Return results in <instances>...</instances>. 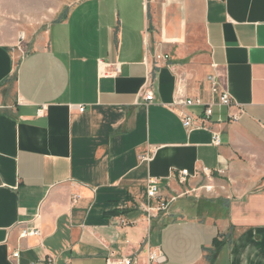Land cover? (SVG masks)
<instances>
[{
    "label": "crops",
    "instance_id": "1",
    "mask_svg": "<svg viewBox=\"0 0 264 264\" xmlns=\"http://www.w3.org/2000/svg\"><path fill=\"white\" fill-rule=\"evenodd\" d=\"M52 13L51 0H0V264H148V249L162 264H264V0H78ZM20 27L34 36L14 64L3 33ZM99 61L120 75L101 76ZM210 75L236 106L219 104ZM188 99L212 104L208 129L183 126L181 113L205 109L176 105ZM150 177L177 198L151 218Z\"/></svg>",
    "mask_w": 264,
    "mask_h": 264
},
{
    "label": "built area",
    "instance_id": "2",
    "mask_svg": "<svg viewBox=\"0 0 264 264\" xmlns=\"http://www.w3.org/2000/svg\"><path fill=\"white\" fill-rule=\"evenodd\" d=\"M170 59L169 54H156L155 55V62L157 66H161L163 63H167ZM99 72L101 76L104 77H117L121 73V66L120 64H109L103 61H99ZM219 77L217 75H210L208 77V81L211 85V91L219 96V104L226 107L236 106V103L230 96L227 90H225L220 81H218ZM142 97L145 99L147 103H150L154 100V93L151 89L145 90L143 92ZM176 105H184V106H202L204 107V113L201 117L197 119L193 118L188 114L181 113L180 118L183 123V126L188 130L191 131L192 129H208V121L213 115V108L212 104L207 105L200 99H188L186 101H179L176 102ZM79 112H85L84 107H79ZM45 109L43 108L40 110V114L44 113ZM242 113V109H240L239 114H234L231 116V120L236 122L240 119V115ZM197 120L198 124L195 125L194 121ZM221 140L218 133H213V144L220 145ZM150 159V154H145L141 156V160L146 161ZM207 176H211L212 174L207 170H204ZM190 176L188 170L181 171L180 174V181L185 183ZM207 193H213L215 191V186L207 184L202 187ZM160 188H159V180L157 178L150 177L147 182V199L148 203L144 206V211L146 212L147 216L151 218L154 214H159L161 212H165L168 210L170 203L177 198H172L170 201L164 200L160 197ZM193 194L197 196V190L186 191L183 195ZM197 194V195H196ZM157 200V204L154 205V202ZM41 231L37 228H27L22 227L20 231V238L26 239L28 237H40ZM149 250L148 254V264H162L165 261L163 254L159 250ZM15 258L19 256V253H15L13 255ZM44 264H55L53 258L47 259ZM115 264H140L136 257H126L121 259L120 261L116 262Z\"/></svg>",
    "mask_w": 264,
    "mask_h": 264
},
{
    "label": "rangeland",
    "instance_id": "3",
    "mask_svg": "<svg viewBox=\"0 0 264 264\" xmlns=\"http://www.w3.org/2000/svg\"><path fill=\"white\" fill-rule=\"evenodd\" d=\"M77 1L78 0H51V9L52 12H55L52 14L54 16L57 15L58 17L56 18L63 16L66 10ZM53 18L54 17L51 19ZM29 28L31 29V27ZM33 36V33L27 32L25 29H22V27H20L18 32L3 33L4 41L9 37L14 38V49H12L13 57L15 56L14 64H17V62L30 51V43Z\"/></svg>",
    "mask_w": 264,
    "mask_h": 264
}]
</instances>
